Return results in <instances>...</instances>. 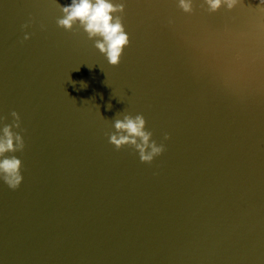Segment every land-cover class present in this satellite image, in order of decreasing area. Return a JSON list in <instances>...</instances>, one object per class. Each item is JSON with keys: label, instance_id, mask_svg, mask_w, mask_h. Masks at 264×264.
<instances>
[{"label": "water", "instance_id": "1", "mask_svg": "<svg viewBox=\"0 0 264 264\" xmlns=\"http://www.w3.org/2000/svg\"><path fill=\"white\" fill-rule=\"evenodd\" d=\"M112 2L116 66L58 26L71 0H0V136L16 112L25 145L0 264H264V0ZM138 114L151 163L109 142Z\"/></svg>", "mask_w": 264, "mask_h": 264}, {"label": "clouds", "instance_id": "2", "mask_svg": "<svg viewBox=\"0 0 264 264\" xmlns=\"http://www.w3.org/2000/svg\"><path fill=\"white\" fill-rule=\"evenodd\" d=\"M211 11H216L222 4L232 8L236 0H207ZM63 16L57 20L59 27L73 30L78 25L95 41V47L103 54L108 62L116 66L120 63L125 47L129 45V36L124 29L121 18L114 15L123 12V4H114L112 0H71L68 5H58ZM180 7L185 12L191 11L190 0H180ZM25 35L24 39H28ZM109 109L111 105H108ZM13 123L5 125L0 136V178L13 190L17 189L23 180L21 174L22 161L15 155L23 151L25 145L22 136L13 131L20 128V117L16 112L11 113ZM146 120L143 115H124L123 119L114 120L115 131L110 135L109 142L117 150L125 145L134 146L139 153V159L151 163L164 151V146L151 141L152 133L146 130ZM165 139H168L165 136Z\"/></svg>", "mask_w": 264, "mask_h": 264}]
</instances>
